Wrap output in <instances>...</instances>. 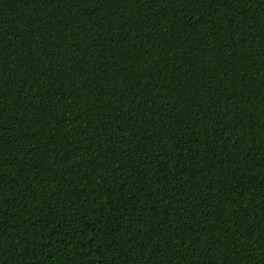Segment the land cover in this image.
Masks as SVG:
<instances>
[{"label": "trees", "instance_id": "obj_1", "mask_svg": "<svg viewBox=\"0 0 264 264\" xmlns=\"http://www.w3.org/2000/svg\"><path fill=\"white\" fill-rule=\"evenodd\" d=\"M0 264H264V0H0Z\"/></svg>", "mask_w": 264, "mask_h": 264}]
</instances>
